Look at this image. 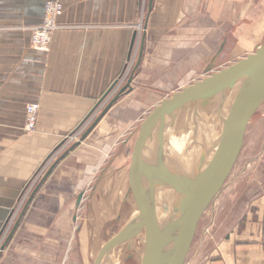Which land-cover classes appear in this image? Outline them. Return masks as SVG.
I'll return each mask as SVG.
<instances>
[{
    "label": "crops",
    "instance_id": "0c3cea01",
    "mask_svg": "<svg viewBox=\"0 0 264 264\" xmlns=\"http://www.w3.org/2000/svg\"><path fill=\"white\" fill-rule=\"evenodd\" d=\"M147 1L138 33L141 0H0V238L39 175L0 264H90L93 234L102 238L121 215L141 122L162 100L264 40V0H153L150 12ZM46 2L60 3L62 13L44 53L31 48L30 30ZM130 77V92L37 188ZM32 103L38 121L27 134ZM183 264H264V186L254 194L222 189Z\"/></svg>",
    "mask_w": 264,
    "mask_h": 264
},
{
    "label": "water",
    "instance_id": "95a60500",
    "mask_svg": "<svg viewBox=\"0 0 264 264\" xmlns=\"http://www.w3.org/2000/svg\"><path fill=\"white\" fill-rule=\"evenodd\" d=\"M152 2L147 1L148 12ZM131 81L130 77L80 141L51 165L37 188L62 158L88 136L119 97L130 92ZM263 104L264 40L253 53L162 100L138 128L123 200V206H130V215L101 247L93 264H113L112 256L120 251L127 260L137 257L138 264H183L197 225L221 193L247 126ZM173 136L184 139L182 154L192 160L189 173L182 169L180 159L171 150ZM81 199L79 195L77 206Z\"/></svg>",
    "mask_w": 264,
    "mask_h": 264
},
{
    "label": "rangeland",
    "instance_id": "374dc122",
    "mask_svg": "<svg viewBox=\"0 0 264 264\" xmlns=\"http://www.w3.org/2000/svg\"><path fill=\"white\" fill-rule=\"evenodd\" d=\"M220 69L221 68H216L215 70H211L203 77L209 75L211 72L218 71ZM263 113L264 104L254 114L240 141L233 162V166L224 183L223 191L225 192L236 188L237 190H252V193L254 194L258 193L264 186V183L255 182L257 178L264 176V119L262 118ZM129 215L130 206L126 204L121 209V215L119 220L114 223H110L107 226L106 234L104 233L105 235L103 234L104 236L102 238L97 239L96 236L98 233L93 234V242L95 246L92 248L90 264H93L101 247L109 239H111V237L119 230L123 223L126 222ZM112 258L113 260L116 258L115 262L117 264H138L137 257L133 256L130 260H127V257L125 253H123V251H120L119 254H114Z\"/></svg>",
    "mask_w": 264,
    "mask_h": 264
},
{
    "label": "built area",
    "instance_id": "2783aa9c",
    "mask_svg": "<svg viewBox=\"0 0 264 264\" xmlns=\"http://www.w3.org/2000/svg\"><path fill=\"white\" fill-rule=\"evenodd\" d=\"M62 13V5L57 2H46L44 4V11H43V19L42 22L32 28L31 30V37H30V46L32 49L38 52L47 53L50 48L52 36L54 32H56L60 26L57 24V18ZM146 13V0H141L140 10H139V22L136 25V31L141 33L143 31V20ZM128 71L124 73L123 79L126 78ZM122 79V80H123ZM38 112L39 106L38 104H28L25 108V125L24 131L27 134H31L36 130L37 121H38ZM39 175L33 180L32 184L26 190L23 198L20 201V204L15 208L14 212L12 213L9 221L7 222L2 236L0 238V251L2 244L8 236L9 232L11 231L15 219L17 217L18 211L20 210L23 202L28 198L29 192L33 187V184L38 180Z\"/></svg>",
    "mask_w": 264,
    "mask_h": 264
},
{
    "label": "bare ground",
    "instance_id": "6f19581e",
    "mask_svg": "<svg viewBox=\"0 0 264 264\" xmlns=\"http://www.w3.org/2000/svg\"><path fill=\"white\" fill-rule=\"evenodd\" d=\"M183 141H184L183 138L173 136L172 141H171V150L180 159V166L182 167V169L185 170L186 173H189L192 170V160L187 155L182 154L181 150H182ZM110 230H111V227H110ZM115 260L116 258L112 260L113 264H117Z\"/></svg>",
    "mask_w": 264,
    "mask_h": 264
}]
</instances>
